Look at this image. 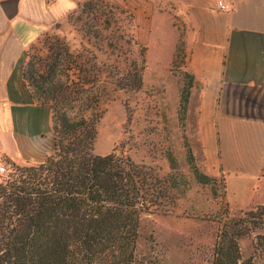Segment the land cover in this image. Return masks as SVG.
Returning <instances> with one entry per match:
<instances>
[{"label": "trees", "instance_id": "trees-1", "mask_svg": "<svg viewBox=\"0 0 264 264\" xmlns=\"http://www.w3.org/2000/svg\"><path fill=\"white\" fill-rule=\"evenodd\" d=\"M88 54L50 46L26 62L35 100L51 106L55 147L37 164L8 159L11 175L0 182V264H134L142 214L166 208L167 185L157 187L152 168L94 152L104 102L117 89L141 87L144 54L122 78ZM190 87L181 93L183 111ZM195 171L204 183L214 180ZM244 221L223 227L213 264H256V256L242 260L239 239L251 232ZM257 252L264 253L262 236Z\"/></svg>", "mask_w": 264, "mask_h": 264}, {"label": "rangeland", "instance_id": "rangeland-1", "mask_svg": "<svg viewBox=\"0 0 264 264\" xmlns=\"http://www.w3.org/2000/svg\"><path fill=\"white\" fill-rule=\"evenodd\" d=\"M76 1V9L30 45L28 60L45 55L50 46H67L73 52H89L94 63L122 78L144 54L141 87L117 89L104 102L94 148L98 155L131 157L152 168L157 187L160 182L167 185L168 197L162 198L166 208L141 216L134 264H213L223 227L240 219L251 228L239 239L242 260L256 256L255 263L264 264V253H256L258 237H264V204L230 203L225 174L214 175L205 165L195 121L188 116L189 103L186 111L181 108V93L191 89L195 79L187 69L185 27L177 15L171 20L181 31L179 40L156 41L144 31L138 35L134 10L121 7L118 0ZM166 20H158L164 34L173 31ZM8 159L0 155V182L11 175ZM196 169L214 180L200 181Z\"/></svg>", "mask_w": 264, "mask_h": 264}, {"label": "crops", "instance_id": "crops-1", "mask_svg": "<svg viewBox=\"0 0 264 264\" xmlns=\"http://www.w3.org/2000/svg\"><path fill=\"white\" fill-rule=\"evenodd\" d=\"M118 2L134 10L138 35L156 41L179 40L171 20L177 15L195 79L188 116L205 165L225 174L232 205L264 204V0ZM77 6L76 0H0V155L17 164L43 162L54 148L51 106L35 100L24 78L28 49ZM159 19L173 33L160 32Z\"/></svg>", "mask_w": 264, "mask_h": 264}, {"label": "built area", "instance_id": "built-area-1", "mask_svg": "<svg viewBox=\"0 0 264 264\" xmlns=\"http://www.w3.org/2000/svg\"><path fill=\"white\" fill-rule=\"evenodd\" d=\"M218 5H219L222 9H224V10H226V9L229 8V5L223 3L222 1H219V2H218Z\"/></svg>", "mask_w": 264, "mask_h": 264}]
</instances>
